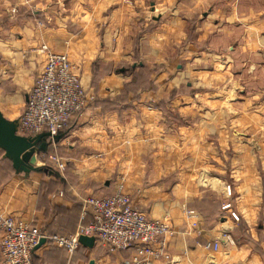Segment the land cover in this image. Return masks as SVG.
<instances>
[{
	"label": "crops",
	"instance_id": "0c3cea01",
	"mask_svg": "<svg viewBox=\"0 0 264 264\" xmlns=\"http://www.w3.org/2000/svg\"><path fill=\"white\" fill-rule=\"evenodd\" d=\"M227 6L230 22H243L246 35L244 45L231 47L230 67L235 71L230 85L238 88L239 79L244 80L245 133L262 134V141L257 143H239L235 137L228 144L230 178H237L239 156H245L244 189L235 188L230 179L228 196V183L206 171L203 175L187 171L184 167L188 165L210 164L205 152H198L205 151L206 144L188 142L185 134L190 128L174 125L164 110L148 107L142 99L120 106L104 103V97L115 90L112 86H121L124 79L107 75L100 81L106 93H87L93 101L84 112L74 115L69 129L58 140L60 147L69 148L67 166L60 175L16 168L0 146V214L27 221L47 234L71 235L80 223L81 200L90 195H111L116 180L122 177L134 206L149 217L164 218L174 231L165 239L172 260L157 259L152 264L256 261L255 254L248 260L243 253L247 243H231L224 238L228 228L238 223L230 216L232 209L221 206L230 202L239 215L238 222L244 220L246 224L261 206L264 215V0H0V111L8 121L17 122L46 58L42 45L68 55L86 91L91 71L114 69L125 60L133 63V50L125 42L133 37L130 32L142 33L138 43L141 55L161 62L166 50L161 46L164 36L187 20L183 14L199 12L208 34L221 30L222 11ZM12 8L14 16L9 14ZM233 32L237 33L238 27H231L230 36ZM135 67V63L131 65ZM238 70H244V74L238 75ZM184 72L181 69L163 82L153 99L163 97L166 87L182 82ZM191 86L187 83L188 89ZM255 101L262 102L257 105ZM190 108L181 106L176 114L188 125L189 119L196 120L193 125L197 129L191 133H205L199 121L204 112ZM233 117H238L237 109ZM256 118H261L262 125L255 130ZM45 141L49 143L50 139ZM187 150L194 152L188 155ZM219 160L212 159L215 163ZM213 192L220 198L219 207L215 212L202 210L199 203L211 198ZM89 220L87 217L84 222ZM213 242L218 243V249L204 247ZM132 254L133 248L108 252L95 243L92 247L80 244L69 255L64 248L45 241L34 249L32 264H131Z\"/></svg>",
	"mask_w": 264,
	"mask_h": 264
},
{
	"label": "rangeland",
	"instance_id": "374dc122",
	"mask_svg": "<svg viewBox=\"0 0 264 264\" xmlns=\"http://www.w3.org/2000/svg\"><path fill=\"white\" fill-rule=\"evenodd\" d=\"M12 10L13 8L9 14L14 16L15 9ZM229 14V6H227L222 11V19L220 22L221 30H211L208 34L205 33V28L199 20V12L194 11L190 14H183L187 15L185 16L187 20L179 22L175 32L164 36L165 41L161 43V46L165 47L166 54L164 53L162 61L157 63L149 59L148 55H141L139 52L138 43L141 40L140 36H142V33L140 31L130 32L133 37L126 38L125 42L133 50V55H131L133 56L132 64L135 63L136 67L132 69V64L125 62V60L119 66H114V69L91 71L90 85L87 86L88 88L86 87V91L83 89L86 94L93 93L94 95H99L100 93L101 95L106 93L100 87V81L103 77L117 75L118 77H122V79L124 78L120 84L121 86H112L115 90L112 91L113 94L104 97V103L120 106L121 104L142 99L148 107L164 110L174 125L184 124L190 128V133L185 134V136H188V142L199 141L206 144V150H199L198 152H205V156L209 158L210 164L188 165L184 167L187 171L192 170L195 173L197 172L198 175H203V172L206 171V173L209 172L212 178H218V180H223L226 184L228 183V186H230L231 179L233 181L231 185L235 188L238 186L244 189L246 183L244 176L247 170L245 156L240 155L243 158L239 156L237 178H230V153L228 144L230 139L234 140L235 137L238 138L239 143L247 141L257 143V141H262V134L257 132L247 135L245 133L247 127V119L245 117V88L241 86L244 80L239 79L238 88L231 87L230 85V76L235 71L234 68L231 70L230 67L231 47L234 48L236 45H244L246 35L244 33L245 26L241 24L243 22L238 21L237 23L239 24L230 22ZM3 24H5V21ZM132 24L137 26L134 22ZM210 24L213 23L211 22ZM234 26L238 27V32H233L234 35L230 36L231 27ZM149 28L147 26L146 29L149 30ZM214 60H216L215 63ZM139 63L143 64V66L139 67ZM181 69L185 70L184 73H181L183 74L184 80L172 88L166 87V91L162 94L163 97L154 100L152 95L155 91L163 87L165 81L175 76V73H178ZM76 72L79 75V72ZM238 72V75L244 74V70L242 72L238 70ZM199 81L203 84H199ZM187 83L192 85L190 89L187 88ZM87 101L88 104L86 107L88 108L93 98H87ZM260 102L262 101H255V104L258 105ZM185 105H190V111L200 110V112H204V118L199 119V121L201 123L200 130L204 131L205 129V133L198 135L191 133L197 129L193 125V122L196 123V120L189 119L188 122L191 121V123L188 125L187 121L179 119L176 112L181 106ZM236 109L238 112L237 118L233 117L235 116ZM259 114H261V111H259ZM72 118L66 126L67 130L71 125ZM254 121L255 130L259 129L257 126L260 127L262 125L261 118H256ZM58 143V141H50L47 145V151L43 153V156H40L41 161L35 164L41 168L45 167L53 171L54 176L60 175L61 173L53 165L49 163L42 164V162L52 155H57L65 159L69 157L66 153L69 151V148L66 145L60 147ZM193 152L191 150L185 151L188 155H192ZM242 153L244 154L245 151L243 150ZM215 157H220L219 163L212 161ZM45 174L48 175L47 172ZM219 200L220 198L216 197V192H213L211 198L203 199L199 203V206L202 210L215 212L217 207H219ZM261 207L258 213L253 215L254 217L251 222L247 221L249 224H246L244 220L243 222L236 221L238 224H232V227L230 226L228 228L229 230H227L229 232L227 234L230 235L233 241L242 242L243 244L247 243L243 253H247L248 260H250L251 254L256 255V261L251 259V262L249 261L250 263L246 264H264V215L262 214ZM231 209L234 210L232 204ZM243 217L245 216L243 215Z\"/></svg>",
	"mask_w": 264,
	"mask_h": 264
},
{
	"label": "built area",
	"instance_id": "2783aa9c",
	"mask_svg": "<svg viewBox=\"0 0 264 264\" xmlns=\"http://www.w3.org/2000/svg\"><path fill=\"white\" fill-rule=\"evenodd\" d=\"M40 49L45 51L46 58L35 75L18 118V135L35 136L43 132L49 133L50 137L57 135L88 104L81 78L68 55L51 51L45 45ZM40 156H43L42 152L38 153L37 162L41 161ZM45 163L53 165L61 173L66 167V159L57 155L42 162ZM226 189L230 196V186L227 185ZM221 207L230 210L231 203H223ZM187 213L192 215L193 211ZM230 216L235 221L239 220L233 210H230ZM87 217L89 222H84ZM0 230L1 264H32L34 247L41 238L72 255L80 246V235L94 237L95 243L108 252L133 248L131 264H152L157 259L172 260L165 239L174 234L173 229L164 218H152L139 211L126 192L122 178L115 182L111 195H90L81 200L80 223L71 235L47 234L27 221L1 214ZM224 238L233 242L229 234H224ZM218 246L217 242L204 244L205 248L213 250Z\"/></svg>",
	"mask_w": 264,
	"mask_h": 264
},
{
	"label": "water",
	"instance_id": "95a60500",
	"mask_svg": "<svg viewBox=\"0 0 264 264\" xmlns=\"http://www.w3.org/2000/svg\"><path fill=\"white\" fill-rule=\"evenodd\" d=\"M16 122L8 121L0 113V146L5 149V155L13 161L16 168L27 170L44 171L48 174H53V171L36 166L38 153L46 152L47 145L45 139L57 142L63 133L51 136L47 132L37 134L35 136H24L16 133ZM79 243L85 247H92L95 244V239L92 236L80 235ZM45 239L41 238L36 249ZM91 263V262H90Z\"/></svg>",
	"mask_w": 264,
	"mask_h": 264
},
{
	"label": "trees",
	"instance_id": "16d2710c",
	"mask_svg": "<svg viewBox=\"0 0 264 264\" xmlns=\"http://www.w3.org/2000/svg\"><path fill=\"white\" fill-rule=\"evenodd\" d=\"M86 108H87V107H86ZM86 108H85V109H86ZM84 111H85V110H84ZM64 131H66V129H64L61 133H64Z\"/></svg>",
	"mask_w": 264,
	"mask_h": 264
}]
</instances>
